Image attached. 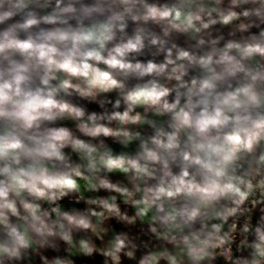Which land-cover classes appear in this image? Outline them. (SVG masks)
Returning a JSON list of instances; mask_svg holds the SVG:
<instances>
[{
    "label": "clouds",
    "instance_id": "clouds-1",
    "mask_svg": "<svg viewBox=\"0 0 264 264\" xmlns=\"http://www.w3.org/2000/svg\"><path fill=\"white\" fill-rule=\"evenodd\" d=\"M82 259L264 264V0H0V264Z\"/></svg>",
    "mask_w": 264,
    "mask_h": 264
},
{
    "label": "trees",
    "instance_id": "trees-1",
    "mask_svg": "<svg viewBox=\"0 0 264 264\" xmlns=\"http://www.w3.org/2000/svg\"><path fill=\"white\" fill-rule=\"evenodd\" d=\"M88 107L90 108V109H93V110H98L97 109V105H95V104H91V105H88ZM81 264H88V262L86 261V260H81Z\"/></svg>",
    "mask_w": 264,
    "mask_h": 264
},
{
    "label": "crops",
    "instance_id": "crops-1",
    "mask_svg": "<svg viewBox=\"0 0 264 264\" xmlns=\"http://www.w3.org/2000/svg\"><path fill=\"white\" fill-rule=\"evenodd\" d=\"M69 126H70V124H69ZM111 146L113 147V149L119 151V146L118 145L112 144ZM66 207H72V205H66ZM80 207H83V205H80Z\"/></svg>",
    "mask_w": 264,
    "mask_h": 264
}]
</instances>
